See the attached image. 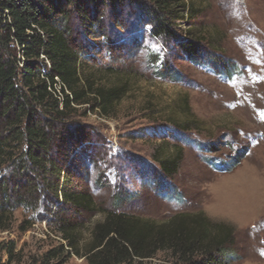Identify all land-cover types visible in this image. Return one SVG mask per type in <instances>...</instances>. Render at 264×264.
I'll use <instances>...</instances> for the list:
<instances>
[{
  "label": "rangeland",
  "instance_id": "374dc122",
  "mask_svg": "<svg viewBox=\"0 0 264 264\" xmlns=\"http://www.w3.org/2000/svg\"><path fill=\"white\" fill-rule=\"evenodd\" d=\"M187 1L200 12L175 29L180 40L190 31L214 38L216 55L233 69L191 64L175 43L151 36L127 6L105 7L110 42L85 25L92 52L79 58V70L105 87L126 82L128 94L108 119L86 108L74 117L105 143L93 151V163L82 164V189L94 210L56 217L44 203L35 210L0 211V264H87L82 255L93 228L110 211L155 223L202 213L233 228V264H264V0ZM157 57L179 72L178 80L157 76ZM176 149L182 162L166 181L153 155L167 158ZM238 156L235 164L231 159ZM164 261L169 256L161 252L144 264Z\"/></svg>",
  "mask_w": 264,
  "mask_h": 264
},
{
  "label": "trees",
  "instance_id": "16d2710c",
  "mask_svg": "<svg viewBox=\"0 0 264 264\" xmlns=\"http://www.w3.org/2000/svg\"><path fill=\"white\" fill-rule=\"evenodd\" d=\"M122 6L150 27L151 36L168 46L175 43L189 63L208 65L216 72L233 69L216 55L214 38L190 31L180 40L175 29L190 24L200 12L187 0H0L1 212L18 207L35 210L44 203L56 217L94 210L91 196L82 189L87 177L82 164L85 159L93 163V151L105 143L93 127L74 117L86 108L108 119L128 90L126 82L112 87L96 84L80 73L78 62L92 52L84 40L85 25L110 42L105 36L104 10ZM108 31L113 32L112 27ZM158 59L157 76L178 80L179 72ZM175 151L167 158L153 155L166 181L182 162V150ZM238 158L231 160L236 164ZM117 198L120 203L124 200L122 194ZM161 252L169 256L166 264L238 260L233 228L202 213L178 214L155 223L114 211L95 225L82 257L87 264H144ZM58 254L51 258L58 259Z\"/></svg>",
  "mask_w": 264,
  "mask_h": 264
}]
</instances>
